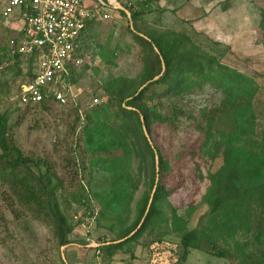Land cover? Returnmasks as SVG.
<instances>
[{
  "label": "trees",
  "instance_id": "obj_1",
  "mask_svg": "<svg viewBox=\"0 0 264 264\" xmlns=\"http://www.w3.org/2000/svg\"><path fill=\"white\" fill-rule=\"evenodd\" d=\"M126 1L129 5L117 11L122 17L128 15V32L140 47L142 66L134 78L119 76L108 80L101 88L105 101L83 118L81 140L93 165L86 184L79 183L77 189L68 190L54 162L25 154L8 136V123L14 113H21L23 118L36 108L49 112L52 101L43 99L35 106H16L12 112H0V201L6 213L15 219L24 215L49 228L61 248L73 243L69 237L83 223L81 219L72 221L74 213L67 214L70 197L84 208L85 217L93 218L95 227L109 231L110 239L87 234L89 240L99 244L97 253L108 259L118 252H129L124 249L126 245L169 224V231L179 234L182 250L172 264H184L189 251L202 250L204 241L211 255L231 264H264V117L257 103L258 85L251 77L224 65L220 59L225 51L218 49L216 43L207 51L183 32L140 25L145 11L157 0H134V4ZM261 16L264 30V11ZM88 25L89 22L80 38L81 51L86 49V38L90 37ZM15 41L13 49L0 47V65L7 62L5 69L14 78L20 77L19 87L32 81L34 74L30 59L26 73L21 75V54L17 51L18 39ZM205 87L217 91L220 98L205 127L202 131L198 128L202 134L198 151L212 161L220 154L221 162L215 172L207 175L209 185L202 201L222 244L198 229L187 228L184 220L190 212L180 216L175 208H170V216H166L162 206L170 207L168 198L176 186L170 188L163 179L174 167L164 159L152 138L155 126L174 130L178 117L184 116L173 99ZM79 104L78 100L71 105L75 124L80 120ZM218 113L223 115L225 130L214 128ZM134 158L138 160L137 178L131 170ZM198 176L203 179L200 173ZM140 184L145 190L133 202ZM132 211L134 216L129 221ZM4 219L0 217V225L6 230ZM78 243L88 245L86 240Z\"/></svg>",
  "mask_w": 264,
  "mask_h": 264
},
{
  "label": "rangeland",
  "instance_id": "obj_2",
  "mask_svg": "<svg viewBox=\"0 0 264 264\" xmlns=\"http://www.w3.org/2000/svg\"><path fill=\"white\" fill-rule=\"evenodd\" d=\"M120 1L129 5L126 0ZM3 4L4 0H0V47L10 48V41L17 36L16 22L1 17ZM261 11H264V0H157L145 11L140 25L161 31L183 32L207 51H211L216 43L218 49L225 51L221 62L251 77L258 85L257 103L264 117V30L260 26ZM128 25V16L114 13L93 27L86 40V49L81 51L82 66L74 70L64 83L67 105L59 106L52 102L49 112L43 113L36 108L23 118H20L21 113H14L8 123V136L19 144L25 154L47 157L54 162L68 190L77 189L79 183L86 184L90 168L93 170L91 156L81 140L85 114L105 101L101 88L108 80L119 76L134 78L141 69L140 47L128 32ZM29 60L27 55L19 57L21 75L26 73ZM6 66L7 62L0 65V112H12L17 106L15 97L20 77L14 78L5 69ZM219 98L217 91L205 87L192 90L184 98L173 99L172 103L177 104L184 116L178 117L174 130L155 126L152 138L164 159L174 167L172 173L163 179L170 188L176 186L168 198L170 207L167 204L162 206L166 216H170V208H175L180 216L190 212L184 220L186 227L198 229L222 244L202 201L209 185L207 175L216 171L221 157L219 154L212 161L198 151L201 131L211 115L210 111L218 105ZM77 99L80 120L75 124L71 110ZM94 99H97L96 103ZM214 128L227 129L222 114H217ZM215 129L213 132H216ZM191 152L195 155L191 156ZM137 166L138 160L132 159L131 170L135 178ZM197 167L203 179L199 178ZM144 190V185L140 184L133 202ZM69 199L71 207L67 209V214L71 216L74 213L72 221L81 219L83 223L69 237L73 243L61 248L56 245L49 228L24 215L15 219L6 213L0 201V217L3 216L7 223L6 230L0 225V264H172L182 252L179 234L169 231L168 224L162 230L145 234L137 242L126 245L124 249H129V252H118L114 258L108 259L97 253L94 244L98 243L89 240L87 234L92 232L94 237L105 235L110 239L109 231L102 226L95 227L93 218L85 217L84 208ZM97 210L96 205L95 214ZM133 216L132 211L128 220H132ZM101 224L104 223L101 221ZM82 240H86L88 245H80L78 242ZM240 241L243 239L240 238ZM209 250L204 241L202 250L189 251L184 264H231L211 255Z\"/></svg>",
  "mask_w": 264,
  "mask_h": 264
},
{
  "label": "built area",
  "instance_id": "obj_3",
  "mask_svg": "<svg viewBox=\"0 0 264 264\" xmlns=\"http://www.w3.org/2000/svg\"><path fill=\"white\" fill-rule=\"evenodd\" d=\"M95 1L97 6L89 9L82 0H4L1 17L16 22L17 51L33 61L34 78L19 85L17 106H35L43 99L67 105L63 86L83 64L80 38L86 24L106 19L102 8L118 9L110 0ZM15 46L12 39L10 48Z\"/></svg>",
  "mask_w": 264,
  "mask_h": 264
},
{
  "label": "crops",
  "instance_id": "obj_4",
  "mask_svg": "<svg viewBox=\"0 0 264 264\" xmlns=\"http://www.w3.org/2000/svg\"><path fill=\"white\" fill-rule=\"evenodd\" d=\"M84 3H85V5L89 8V9H94V7H96L97 6V3H96V1L95 0H82ZM111 2H113V3H116L117 5H118V9L117 10H123V8H124V6L125 5H123L122 3H121V1H117V0H110ZM117 10H110V9H108V8H102L101 9V13L102 14H107L108 16H109V14H118V11ZM103 21H105V19L104 20H97V21H91V22H89V25H88V32H89V35H91L90 33L92 32V30H93V27L94 26H96V24H98V23H100V22H103ZM87 34V33H86ZM88 38H86V40H87Z\"/></svg>",
  "mask_w": 264,
  "mask_h": 264
},
{
  "label": "water",
  "instance_id": "obj_5",
  "mask_svg": "<svg viewBox=\"0 0 264 264\" xmlns=\"http://www.w3.org/2000/svg\"><path fill=\"white\" fill-rule=\"evenodd\" d=\"M148 140H149V139H148ZM156 160H157V159H156ZM156 172H157V164H156ZM156 184H157V176H156V181H155L154 188H153L152 193H151V196H150L149 203H150V201H151V197L153 196V194H154V192H155Z\"/></svg>",
  "mask_w": 264,
  "mask_h": 264
}]
</instances>
